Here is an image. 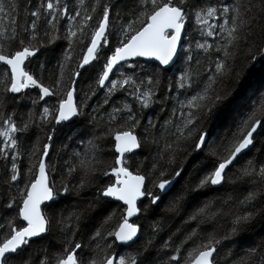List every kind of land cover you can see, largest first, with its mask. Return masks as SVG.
Listing matches in <instances>:
<instances>
[{"label": "snow or ice", "instance_id": "1", "mask_svg": "<svg viewBox=\"0 0 264 264\" xmlns=\"http://www.w3.org/2000/svg\"><path fill=\"white\" fill-rule=\"evenodd\" d=\"M257 222L264 0H0V264H264Z\"/></svg>", "mask_w": 264, "mask_h": 264}, {"label": "trees", "instance_id": "2", "mask_svg": "<svg viewBox=\"0 0 264 264\" xmlns=\"http://www.w3.org/2000/svg\"><path fill=\"white\" fill-rule=\"evenodd\" d=\"M264 232V224L260 223V222H257L255 225H254V230L252 233H250L249 235L250 236H255L256 234L258 233H262ZM243 243H247V239L245 241H242Z\"/></svg>", "mask_w": 264, "mask_h": 264}]
</instances>
